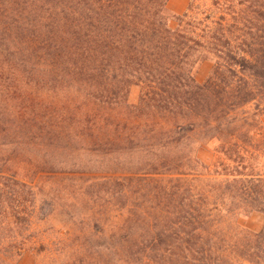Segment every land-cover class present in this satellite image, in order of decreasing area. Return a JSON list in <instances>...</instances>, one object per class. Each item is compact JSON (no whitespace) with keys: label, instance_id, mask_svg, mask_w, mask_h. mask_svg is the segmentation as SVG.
Here are the masks:
<instances>
[{"label":"trees","instance_id":"obj_1","mask_svg":"<svg viewBox=\"0 0 264 264\" xmlns=\"http://www.w3.org/2000/svg\"><path fill=\"white\" fill-rule=\"evenodd\" d=\"M168 2L0 0V264H264V0Z\"/></svg>","mask_w":264,"mask_h":264},{"label":"rangeland","instance_id":"obj_2","mask_svg":"<svg viewBox=\"0 0 264 264\" xmlns=\"http://www.w3.org/2000/svg\"><path fill=\"white\" fill-rule=\"evenodd\" d=\"M187 8V0H169L168 6H167V15L171 18L172 16H176L177 12H180L182 15ZM174 26V24H171ZM213 62L211 61H205L200 63L197 68L194 71V78L195 80L202 84L204 83L207 78L210 76L212 70H213ZM141 95V88L137 86L130 87L128 91L127 101L130 105L136 106L139 103ZM211 155H205V159L210 164H215L217 161L218 156L214 154L212 151H210ZM5 159L9 158V152L4 155ZM10 172H16L18 175V179L25 181V182H34L38 188L43 186V184H46V180L48 175H43L40 173V169L36 170L33 173H30L26 175L23 171H21L18 168L10 169L8 167ZM8 171V173H9ZM43 193V191H42ZM39 198H50V197H58L61 198L62 196H42L39 195ZM77 197V196H76ZM70 206V205H69ZM69 210H66V208H57L55 214L47 221L42 223V228L44 230L51 229L57 232H67L69 229L74 228V224L76 222H73L71 219V215L69 214ZM264 223V219L260 216L253 215L247 218L241 219V226L245 230L251 231V232H257L261 229L262 225ZM20 264H47V262L43 263L38 257H33L31 255H26L24 259L21 261Z\"/></svg>","mask_w":264,"mask_h":264},{"label":"crops","instance_id":"obj_3","mask_svg":"<svg viewBox=\"0 0 264 264\" xmlns=\"http://www.w3.org/2000/svg\"><path fill=\"white\" fill-rule=\"evenodd\" d=\"M181 13L180 12H177V15H180Z\"/></svg>","mask_w":264,"mask_h":264}]
</instances>
